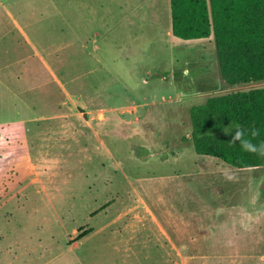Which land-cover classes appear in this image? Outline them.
Listing matches in <instances>:
<instances>
[{"label":"rangeland","instance_id":"1","mask_svg":"<svg viewBox=\"0 0 264 264\" xmlns=\"http://www.w3.org/2000/svg\"><path fill=\"white\" fill-rule=\"evenodd\" d=\"M45 1L13 5L58 66L0 70V264H264V166L198 154L190 119L264 81L225 84L170 0Z\"/></svg>","mask_w":264,"mask_h":264},{"label":"trees","instance_id":"2","mask_svg":"<svg viewBox=\"0 0 264 264\" xmlns=\"http://www.w3.org/2000/svg\"><path fill=\"white\" fill-rule=\"evenodd\" d=\"M172 34L190 40L214 35L218 71L229 86L264 81V0H170ZM191 141L201 155L234 168L264 166V155L230 140L239 124L253 143L264 141V86L210 96L190 111ZM255 130L258 134L251 136Z\"/></svg>","mask_w":264,"mask_h":264},{"label":"crops","instance_id":"3","mask_svg":"<svg viewBox=\"0 0 264 264\" xmlns=\"http://www.w3.org/2000/svg\"><path fill=\"white\" fill-rule=\"evenodd\" d=\"M50 1L53 5H55L52 0H46L43 3L46 4ZM34 5L35 4L30 3V6ZM23 13L24 11L22 8L14 9L13 0H0V23L8 24V30L4 32L3 30L0 31V64L2 65L0 70L5 69L7 71L9 70L23 73L32 69L33 64H36L35 67L37 68V71H53V69H55L60 62L57 60V54H59L57 43L53 45L49 43L47 45L44 40L45 38L43 37V33L37 31L36 28L33 27V18L31 19L29 15H25ZM55 16L61 17L62 19L65 17L62 10L60 11L58 7H56ZM6 36L7 38L10 37L9 40L5 39ZM45 36L49 38L47 34ZM72 36L80 39L79 35L76 33H73ZM82 46L83 44L81 42V47ZM74 57L77 58L76 55ZM21 77L22 74L16 75L17 80ZM54 80H56L58 85L61 84L55 76ZM23 85L27 86V84ZM61 85H63L61 88L65 90L64 84L62 83ZM16 90L21 91L20 88L17 89V87ZM24 90L26 91V89ZM68 96L73 97V93ZM252 214L253 216L255 215V209L250 210L249 218H251ZM253 223L256 227L257 220L255 218H253ZM160 228L162 229V227Z\"/></svg>","mask_w":264,"mask_h":264},{"label":"clouds","instance_id":"4","mask_svg":"<svg viewBox=\"0 0 264 264\" xmlns=\"http://www.w3.org/2000/svg\"><path fill=\"white\" fill-rule=\"evenodd\" d=\"M232 129H235L230 140L232 143L239 142L240 148L243 151L264 155V141L253 143L252 139L247 137V130L242 128L239 124L234 125L231 129H226L225 132H229ZM257 134L255 130L251 132L252 137H255Z\"/></svg>","mask_w":264,"mask_h":264}]
</instances>
